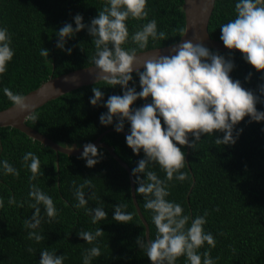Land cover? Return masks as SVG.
Returning a JSON list of instances; mask_svg holds the SVG:
<instances>
[{
    "label": "trees",
    "instance_id": "obj_1",
    "mask_svg": "<svg viewBox=\"0 0 264 264\" xmlns=\"http://www.w3.org/2000/svg\"><path fill=\"white\" fill-rule=\"evenodd\" d=\"M235 2L216 0L209 24L212 39L221 41L219 27L235 17ZM104 4L105 0H0V26H6L12 34L15 49L7 71L0 74V111L12 106L2 91L4 87L27 95L51 77L92 66L95 48L86 29L68 38L65 47L72 48L71 54L56 47L55 33L65 23L75 27L73 17L77 13L83 16L85 24L90 23ZM147 10L148 17L127 20L130 35L155 18L158 30H164L168 40L150 39L148 47L140 52L180 41V29L186 26L184 0H148ZM123 46L136 45L129 39ZM42 47L50 50L49 57L40 56ZM230 52L221 53L227 56ZM231 53L235 62L232 78L239 79L246 89L258 91V85L264 83V72L246 62L241 52ZM249 73L251 78L246 80ZM133 75L139 91V77ZM94 86L102 88L104 100L113 94L122 95L120 86L111 87L103 81L84 86L37 109V120L28 118L27 125L69 148L73 145L81 148L85 143L94 142L103 132L114 129L113 125L100 123L99 117L107 108L103 104L93 106L89 101L94 95ZM145 102L138 99L134 106H142ZM256 107L264 111V103H258ZM128 128L126 123L124 131L128 132ZM236 129L243 131L233 145H216L214 135L203 134L195 148L190 147L189 162L181 169L190 179L169 181L167 198L180 203L192 217L208 212L204 227L213 234L215 246L205 243L198 251L207 249L215 264H264V121L250 122L246 116ZM215 135L222 137L223 133L216 132ZM125 136L121 132H110L103 142L110 145L132 170L144 154L134 153ZM181 148L186 159L188 146ZM98 150L104 153L103 158L90 168L79 156L57 153L17 129L0 128V159L8 160L19 170V176L0 173V199L3 200L0 207V264H39V254L44 248L56 250L58 255L64 253L67 257L64 264H83L82 251L92 244L84 241L77 232L94 231L98 227L104 233L92 243L99 244L101 255L94 257L91 264H152L136 244L140 235L146 239V229L133 202L129 173L107 149ZM27 151L36 153L41 162V174L31 183L47 192L58 210L51 220L45 216L36 230L44 237L39 242L28 238L31 230L24 226V221L34 211L25 202L30 200L27 193L31 173L21 157ZM152 170L164 178L165 173L158 164H154ZM85 179L90 180L97 199L90 200L84 208H76L73 181L81 184ZM10 196L15 198V204H8ZM136 196L149 225L150 237L154 238L156 229L151 222V210L143 207L142 194L136 192ZM118 203L127 204L125 211L133 213L132 221L122 223L112 219L114 205ZM97 204L104 207L108 216L93 224L85 208H94ZM41 214H44L42 205ZM28 247L33 251L29 252ZM176 264H185V257H179Z\"/></svg>",
    "mask_w": 264,
    "mask_h": 264
},
{
    "label": "clouds",
    "instance_id": "obj_2",
    "mask_svg": "<svg viewBox=\"0 0 264 264\" xmlns=\"http://www.w3.org/2000/svg\"><path fill=\"white\" fill-rule=\"evenodd\" d=\"M209 2L211 0H205L206 4ZM147 4L148 0H105L104 6L98 9V15L88 24L77 13L73 17L75 27L72 23H65L56 31V47L71 54L72 48L65 47L68 38L86 29L95 48L91 65L100 70L96 80L111 87L120 86L122 90V95L113 94L104 100L102 88L94 86V95L89 97V101L93 106L103 104L107 108L99 117L102 125H113L119 133L124 132L127 123V145L134 153L144 154L131 171L137 185L135 191L143 195V207L151 210L156 234L154 238L147 239L140 235L136 239L138 247L152 264H176L181 256L185 257V264H215L207 249L198 251L205 243L215 246L213 234L204 227L208 212L194 217L187 214L180 203L167 198L168 182L173 178L181 182L189 178L186 171H181L187 164L181 146L194 149L203 134L214 135L216 145H233L243 131L237 130L236 125L246 116L250 122L264 121V111L256 107L258 103H264V83L258 85V91L246 89L239 79L231 76L235 67L232 53L226 56L204 42L173 41L170 54H153L142 59L139 50L146 49L150 39L168 40L167 33L158 30L155 18L130 35L127 20L148 17ZM202 11L206 13L207 7ZM234 11L235 17L220 25L219 38L228 49H238L243 59L257 71L264 72V0H236ZM180 32L182 37L186 35L185 29L181 28ZM129 39L135 47L123 46ZM49 51L42 47L39 54L47 58ZM14 55L12 34L6 26H0V74L7 71ZM133 73L139 77V91ZM251 75L249 73L245 79H250ZM2 91L13 107L27 112V118L37 120L36 105L28 102V96L14 93L8 87ZM138 99L146 102L135 107ZM216 132H222L223 136L215 135ZM76 148L73 145V150ZM103 155L97 145L89 142L83 145L78 158L91 168L100 162ZM21 159L31 173L27 193L30 200L25 202L34 209L31 217L24 221V226L31 230L28 238L39 242L44 237L36 230L45 216L51 220L58 210L51 196L38 184L31 183L41 174L37 154L27 151ZM154 164H158L165 173L163 179L152 170ZM0 173L19 176V170L6 159H0ZM73 185L74 207L84 208L90 200L97 199L96 193L91 190L90 180L85 179L81 184L73 181ZM15 203V198L10 196L8 204ZM2 206L3 200L0 199ZM127 207L123 203L114 205L112 219L122 223L132 221L133 213L125 211ZM85 210L93 224L108 216L99 204ZM103 233L101 227L94 231L78 230L77 235L92 244L82 251L83 264H91L94 257L101 255L99 244L92 242ZM27 250L33 251L31 247ZM39 256V264H64L67 258L64 253L58 255L56 250L48 248L42 249Z\"/></svg>",
    "mask_w": 264,
    "mask_h": 264
},
{
    "label": "water",
    "instance_id": "obj_3",
    "mask_svg": "<svg viewBox=\"0 0 264 264\" xmlns=\"http://www.w3.org/2000/svg\"><path fill=\"white\" fill-rule=\"evenodd\" d=\"M215 3L216 0H211V2L207 4L205 3V0H184L186 35L184 37H181L179 42H182L183 40H191L194 43L204 42L209 48L219 50L220 52H240L238 49L230 50L223 44L222 41L214 40L211 38L209 34V24L212 14L214 12ZM205 7H207L206 13L202 11V9ZM170 46L171 45L163 48H156L141 52L140 57L142 59H147L153 54H170ZM99 73V69L89 66L86 68L71 71L58 77H51L40 87L26 95L28 96V102L36 105V111L48 102L55 100L71 91L100 82L96 80L99 77ZM73 77H76V79L73 80ZM27 114V112H20L13 106H10L7 109L0 111V128L10 127L17 129L32 138L33 140H36L44 144L45 146L52 148L57 153H63L68 156H80L81 152L83 151V147L76 148L75 150H73V148H69L62 144L54 142L52 139L48 138L47 136L41 134L37 130L27 125ZM110 132H116L115 128L103 132L92 143L97 145L98 148L107 149L109 153L113 156V158L117 162H119V164L123 166L129 173L133 202L136 207L137 213L145 226L147 239L150 237V229L137 201L135 191L136 184L134 183L135 178L132 174V171L129 166L115 153L114 149L110 145L103 142V138ZM121 133H124L125 135L127 134L126 131ZM189 154L190 147H188L187 149V163L189 162Z\"/></svg>",
    "mask_w": 264,
    "mask_h": 264
}]
</instances>
